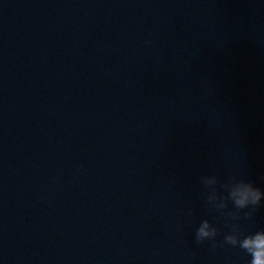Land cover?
Wrapping results in <instances>:
<instances>
[{"label":"water","instance_id":"1","mask_svg":"<svg viewBox=\"0 0 264 264\" xmlns=\"http://www.w3.org/2000/svg\"><path fill=\"white\" fill-rule=\"evenodd\" d=\"M258 232L264 0H0V264H251Z\"/></svg>","mask_w":264,"mask_h":264},{"label":"clouds","instance_id":"2","mask_svg":"<svg viewBox=\"0 0 264 264\" xmlns=\"http://www.w3.org/2000/svg\"><path fill=\"white\" fill-rule=\"evenodd\" d=\"M232 196L235 197V203L239 207L245 206L247 203L258 204L261 197L259 189L254 188L251 184L242 183L239 188L232 192ZM208 222L205 221L203 226L197 230L196 241L202 243L203 238L209 236H215V229L212 233L207 231ZM225 242L236 245V240L232 236H225ZM243 249H246L253 257L251 264H264V232H258L254 235L246 236L240 245Z\"/></svg>","mask_w":264,"mask_h":264}]
</instances>
